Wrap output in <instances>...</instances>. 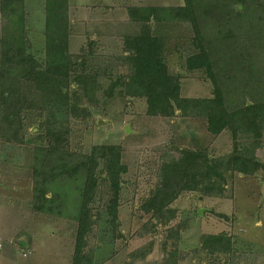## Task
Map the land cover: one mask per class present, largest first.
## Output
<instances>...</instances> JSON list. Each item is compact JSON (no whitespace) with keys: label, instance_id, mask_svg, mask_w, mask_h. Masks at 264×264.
Segmentation results:
<instances>
[{"label":"rangeland","instance_id":"1","mask_svg":"<svg viewBox=\"0 0 264 264\" xmlns=\"http://www.w3.org/2000/svg\"><path fill=\"white\" fill-rule=\"evenodd\" d=\"M68 1L69 51L73 55L91 53L90 69L95 71L100 86L92 99L79 93L78 110L67 123L68 150L81 155L89 153L93 146L118 145L122 149L121 163L127 168L121 176L115 234L106 222L105 212L111 192L99 182L90 205L99 220L88 235L86 254L94 255V264H211V259L197 253L199 237L228 234L235 241L236 252L230 256L232 261L223 257L220 264H264V170L253 175L234 173L227 178L222 194H182L173 204L176 219L166 227L159 226L156 233L150 227V214L141 209L160 173L178 164L183 149L205 147L215 157L232 151L231 135L209 134L202 118L182 117L180 111L174 117H151L146 113L145 98H132L118 90L110 95L106 92L110 74L116 77L127 73L121 60L124 37L137 35L142 27L131 19L130 9L174 7L183 5V0ZM25 7L29 43L34 54L40 56L44 46L45 0H25ZM3 24L0 10V33ZM152 30L164 38V56L170 71L180 76L181 96L211 98L212 84L204 73L190 72L185 66L193 51L191 26L157 22ZM253 48L256 52L252 55L251 51L249 60L252 58L254 63L258 47ZM260 73L258 70V77ZM7 110L21 117L16 137L12 136L13 127L4 121ZM44 114L16 103L0 104V264H72L76 222L71 219L74 213L70 201L77 195L79 182L62 184L58 179L53 187L60 196L58 202L65 203L66 197L71 213L56 216L32 209L33 170L40 167L35 153L47 145ZM257 157L264 164V139ZM178 227L180 238L169 232ZM150 244L152 249L146 257L133 259L132 253L144 251Z\"/></svg>","mask_w":264,"mask_h":264},{"label":"trees","instance_id":"2","mask_svg":"<svg viewBox=\"0 0 264 264\" xmlns=\"http://www.w3.org/2000/svg\"><path fill=\"white\" fill-rule=\"evenodd\" d=\"M68 3V0H45L44 46L38 56L28 39L25 0H0L4 21L0 33V104L16 103L45 113L47 145L35 153L40 167L33 170L32 209L56 216L71 213L66 197L65 203L58 202L60 196L53 187L58 179L62 184L78 181L77 195L70 201L74 213L71 219L76 222L72 264H94V255H87L85 249L99 216L93 215L90 205L99 182H103L111 192L105 206L106 222L115 234L121 176L127 168L121 163L122 149L118 145L93 146L89 153L81 155L68 150L67 123L78 110L79 93L92 99L100 87L95 71L90 69L91 53L73 55L69 51ZM183 3L130 9L131 19L142 27L137 35L124 37L121 60L127 73L116 77L110 74L106 92L110 95L118 90L132 98H145L146 113L151 117H174L180 111L182 117L202 118L209 134L231 135L232 151L215 157L205 147L182 150L178 164L160 173L157 185L142 203L143 212L150 214L153 233L176 219L173 204L182 194L196 191L222 194L227 178L234 173L253 175L264 170L257 157L264 139V0H183ZM157 22L191 26L193 51L185 66L190 72L204 73L212 84L211 98L181 96L180 76L170 71L164 56V38L152 30ZM253 44L258 47L254 63L252 58L249 60L251 51L252 55L256 52ZM3 116L16 137L21 117L10 110ZM41 154L44 156L39 160ZM179 227L169 231L176 238L181 237ZM151 245L132 253L133 259L146 257ZM234 252L235 241L228 234L199 237L197 253L211 259V264H220L223 257L232 261L230 256Z\"/></svg>","mask_w":264,"mask_h":264},{"label":"built area","instance_id":"3","mask_svg":"<svg viewBox=\"0 0 264 264\" xmlns=\"http://www.w3.org/2000/svg\"><path fill=\"white\" fill-rule=\"evenodd\" d=\"M1 246H2V245H1V243H0V250H1Z\"/></svg>","mask_w":264,"mask_h":264}]
</instances>
